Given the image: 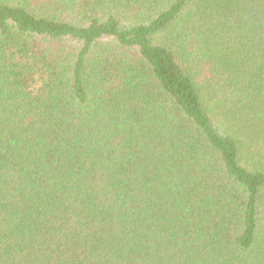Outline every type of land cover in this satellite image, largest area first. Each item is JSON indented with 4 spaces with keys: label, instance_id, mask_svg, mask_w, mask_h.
<instances>
[{
    "label": "trees",
    "instance_id": "16d2710c",
    "mask_svg": "<svg viewBox=\"0 0 264 264\" xmlns=\"http://www.w3.org/2000/svg\"><path fill=\"white\" fill-rule=\"evenodd\" d=\"M0 264H264V0H0Z\"/></svg>",
    "mask_w": 264,
    "mask_h": 264
}]
</instances>
